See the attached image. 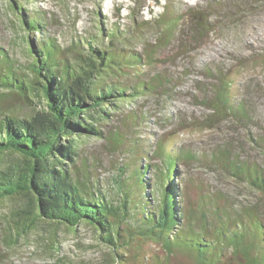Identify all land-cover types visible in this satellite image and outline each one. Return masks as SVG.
Wrapping results in <instances>:
<instances>
[{
  "label": "rangeland",
  "instance_id": "1",
  "mask_svg": "<svg viewBox=\"0 0 264 264\" xmlns=\"http://www.w3.org/2000/svg\"><path fill=\"white\" fill-rule=\"evenodd\" d=\"M18 2L26 12L38 14L42 29L31 32L23 14L14 11L13 2L0 0V47L29 74L27 66L35 58L31 40L52 39L72 62L92 46L135 51L142 55L143 64L131 65L127 75L116 78L126 84L147 81L157 85L153 91L108 105L110 115L100 114L97 121L102 136L79 138L78 157L71 163L76 178H92L101 193L117 201L113 178L119 176L131 184L135 168L150 163L145 178L155 201L161 196L155 164L163 171L165 166L154 151L163 143L166 150L182 152L176 165L179 177L174 179L179 190L184 180L203 182L209 192H225L236 208L240 202H249L264 212V197L248 191L210 161L225 146L264 167V148L255 141H264V0ZM198 11L205 17L211 14L210 31L197 29L195 15L190 14ZM143 22L148 23L139 29ZM112 32L119 37L111 39L108 33ZM208 66L228 71L233 97L247 105L249 119L224 118L203 102L200 87L209 81ZM9 105L18 116L28 117L46 109L47 101L43 92L40 96L35 90L28 100L13 96ZM188 154L199 158L188 159ZM11 158L0 155V169ZM120 167L126 168L124 173ZM21 203L18 198L0 203V264H113L105 260L110 250L100 239V231L89 223L70 227L41 219L17 245L5 247L8 221Z\"/></svg>",
  "mask_w": 264,
  "mask_h": 264
},
{
  "label": "trees",
  "instance_id": "2",
  "mask_svg": "<svg viewBox=\"0 0 264 264\" xmlns=\"http://www.w3.org/2000/svg\"><path fill=\"white\" fill-rule=\"evenodd\" d=\"M11 1L31 32L42 29L38 14L26 12L18 0ZM190 15H195L198 30L210 31L211 14ZM144 23L148 22L139 29ZM108 34L111 39L119 37L117 32ZM31 45L35 58L27 68L32 75L0 47V155H12L11 162L0 169V203L22 200L8 221L5 247L17 245L44 219L70 227L91 224L110 250L105 260L113 264H264L261 206L240 202L236 208L225 192H209L203 182L194 180H184L179 190L174 182L179 177V148L166 150L159 143L154 151L165 166L163 171L155 164L161 186V196L155 201L145 178L150 163L135 168L131 184L119 176L113 178L117 201L101 193L92 178H76L71 163L78 157L79 138L103 135L97 121L100 114L110 115L108 105L157 87L147 81L126 84L116 78L127 75L131 65H142L141 54L124 47L92 46L72 62L52 39L31 40ZM206 73L209 81L200 89L207 107L224 118L249 119L247 105L233 97L228 71L208 66ZM35 90L40 96L43 92L47 108L18 116L9 100L13 96L28 100ZM255 141L264 148V141ZM210 161L248 191L264 197V167L258 161L243 159L225 146ZM120 168L124 173L126 168Z\"/></svg>",
  "mask_w": 264,
  "mask_h": 264
}]
</instances>
